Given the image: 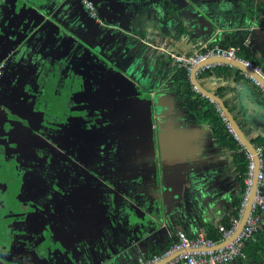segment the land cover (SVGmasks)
Listing matches in <instances>:
<instances>
[{
	"label": "crops",
	"instance_id": "obj_1",
	"mask_svg": "<svg viewBox=\"0 0 264 264\" xmlns=\"http://www.w3.org/2000/svg\"><path fill=\"white\" fill-rule=\"evenodd\" d=\"M93 1L107 7L96 18L80 0H0V113L8 123L11 107L23 123L44 125L64 104L60 117L81 130L66 155L76 163L65 177L75 188L64 187L63 202L79 215L77 235L55 239L56 250L63 264H135L170 247L179 230L192 237L232 222L234 152L173 88L170 54L242 30L264 65V11L242 18L252 0ZM195 78L249 141H261L264 94L243 69L225 63ZM35 96L46 97L38 109Z\"/></svg>",
	"mask_w": 264,
	"mask_h": 264
},
{
	"label": "flooded vegetation",
	"instance_id": "obj_2",
	"mask_svg": "<svg viewBox=\"0 0 264 264\" xmlns=\"http://www.w3.org/2000/svg\"><path fill=\"white\" fill-rule=\"evenodd\" d=\"M91 1L98 17L97 6ZM44 98L35 96L31 102L38 109ZM63 106L43 117L44 125L33 119L23 123L10 106L8 123L0 113V264H63L55 239L61 242L67 233L77 235L75 219L79 214L64 205L62 193L66 185L75 188L74 177L69 181L65 177L76 163L66 155L75 153L74 135L81 127L72 118L65 124V118L60 117ZM68 125L72 137L65 143Z\"/></svg>",
	"mask_w": 264,
	"mask_h": 264
},
{
	"label": "built area",
	"instance_id": "obj_3",
	"mask_svg": "<svg viewBox=\"0 0 264 264\" xmlns=\"http://www.w3.org/2000/svg\"><path fill=\"white\" fill-rule=\"evenodd\" d=\"M80 1L88 11L89 15L96 18L97 16L93 2L91 0ZM236 51L237 48L235 47L223 48L219 44H213L210 46L204 45L197 47L190 54L171 53L170 56L177 66L185 67L189 75L191 70L201 62L212 57H222L243 63L264 79V73L261 69L257 65L238 57ZM221 64H225V62L215 60L202 63L196 68L195 75ZM2 69L3 64L0 63V75ZM246 75L264 94V84L247 72ZM193 88L196 90L194 86ZM253 147L258 158V169L256 173H254L255 162L253 155L245 148L248 164L246 177L244 179L245 189L242 195V201L238 207V216L232 219L230 228L225 229L223 226H219V230L222 232L220 241H224L233 233L244 212L253 178L255 176V191L249 212L241 230L231 241L220 247H216V244L220 241L214 242L206 238L203 233H198L195 236L189 237L184 231L179 230L176 233L177 241H175L166 251L161 254L152 255L151 257L142 256L135 264H158L159 261L173 253L175 254L169 260L161 264H225L235 259H246L245 254L243 253L244 243L253 239L254 233L257 231L264 218V135L260 142L253 144Z\"/></svg>",
	"mask_w": 264,
	"mask_h": 264
},
{
	"label": "trees",
	"instance_id": "obj_4",
	"mask_svg": "<svg viewBox=\"0 0 264 264\" xmlns=\"http://www.w3.org/2000/svg\"><path fill=\"white\" fill-rule=\"evenodd\" d=\"M253 3H255V6H253ZM244 8L242 18L254 13V10L256 12H262L264 11V0H252V4L250 6H245ZM245 38V31L237 30L229 37L220 41L219 45L223 48H237L236 55L238 57L257 65L259 68L261 67L260 69L264 73V65L259 63V61H257L252 55L250 49L245 44ZM206 72L207 71H204L203 74ZM171 83L177 94L183 99L186 107L195 115V117L207 122L221 144L234 152L233 160L236 165V171L239 173L238 181L240 184V197L236 199V206L232 212V218H236L238 216V207L242 201V195L245 189L244 179L246 177L248 164L245 148L230 131L227 122L224 120L223 115L220 114V110L217 109L216 104L193 88V84L190 81L188 71L185 67L175 65ZM259 141L260 139H250L252 144H256ZM221 226L225 229L230 228L231 220H226ZM204 235L206 238L217 242L221 239L222 232L219 230V227H212L209 225L204 230ZM168 248L169 246L158 254L163 253ZM243 253L246 257L244 261H248L249 263H257L260 261L264 254V218L257 231L254 233L253 239L244 243ZM151 256L152 255H146V257Z\"/></svg>",
	"mask_w": 264,
	"mask_h": 264
},
{
	"label": "water",
	"instance_id": "obj_5",
	"mask_svg": "<svg viewBox=\"0 0 264 264\" xmlns=\"http://www.w3.org/2000/svg\"><path fill=\"white\" fill-rule=\"evenodd\" d=\"M107 7H105V5H100L99 7H97V11H98V15L101 13V11L103 9H105ZM215 60H219V61H223L225 63H229L233 66H236V67H239L241 69H243L245 72L251 74L253 77H255L256 79H258L261 83L264 84V79L259 76L256 72H254L251 68L245 66L243 63L239 62V61H236V60H230V59H227V58H222V57H212V58H209L203 62H201L200 64L196 65L190 72V80L193 84V86L196 88V90L198 92H200L202 95L208 97L212 102L216 103L217 104V107H219V109L221 110V114L224 116L230 130L232 131V133L234 134V137L236 139L239 140V142L253 155V159H254V162H255V166H254V173H256L257 169H258V158L255 154V150H254V147L253 145L251 144V142L245 137V135L243 134V132L241 131L239 125L237 124V122L235 121V119L233 118L232 114L229 112L228 108L225 106V104L223 103V101H221L220 98H218L216 95H214L213 93H210L208 92L207 90L203 89L199 83L196 81V78H195V70L198 66H200L202 63H205V62H208V61H215ZM255 183H256V179H255V176L253 178V182H252V186L250 188V193H249V196H248V200H247V203L245 205V208H244V212L235 228V230L233 231V233L228 237L226 238L224 241H220L219 243L216 244V247H220L222 246L223 244L231 241L237 234L238 232L241 230L243 224H244V221L247 217V214L249 212V208H250V205H251V201L253 199V195H254V191H255ZM175 254V253H173ZM173 254L169 255L168 257L162 259L161 261H159L158 264H161L167 260H169Z\"/></svg>",
	"mask_w": 264,
	"mask_h": 264
},
{
	"label": "rangeland",
	"instance_id": "obj_6",
	"mask_svg": "<svg viewBox=\"0 0 264 264\" xmlns=\"http://www.w3.org/2000/svg\"><path fill=\"white\" fill-rule=\"evenodd\" d=\"M4 246H2V249H3ZM264 256L262 257L261 261L258 263V264H264Z\"/></svg>",
	"mask_w": 264,
	"mask_h": 264
},
{
	"label": "bare ground",
	"instance_id": "obj_7",
	"mask_svg": "<svg viewBox=\"0 0 264 264\" xmlns=\"http://www.w3.org/2000/svg\"><path fill=\"white\" fill-rule=\"evenodd\" d=\"M261 5V4H260ZM261 68V67H260ZM153 100V99H152Z\"/></svg>",
	"mask_w": 264,
	"mask_h": 264
}]
</instances>
